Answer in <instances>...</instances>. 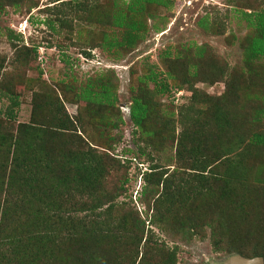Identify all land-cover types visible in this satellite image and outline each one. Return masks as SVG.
Here are the masks:
<instances>
[{"label":"trees","instance_id":"obj_1","mask_svg":"<svg viewBox=\"0 0 264 264\" xmlns=\"http://www.w3.org/2000/svg\"><path fill=\"white\" fill-rule=\"evenodd\" d=\"M56 1L67 10L60 11L55 20L59 27H66L69 19V33L75 35L79 53L89 58L91 51L97 49L113 61L133 51L145 38L149 29L147 20L156 17L159 7L168 9L172 3L171 0H52ZM235 1L236 10L247 22V32L237 39L242 50L241 65L228 68L206 43L179 44L172 53L165 50L159 56L162 70L144 63L142 73L133 77L137 85L129 87L128 112L138 138L144 142L147 137L155 138L158 145L154 148L162 149L165 140L175 141L173 118L164 116V109L155 98L171 89L189 91L188 104L178 111L182 119L177 121L182 128L176 137L174 158L183 171L192 174V179L180 176L175 180L176 170L169 173L159 163L152 164L142 174L145 183L142 192L153 195L159 229H172L175 233L189 231L193 236L205 222L211 228L215 249L245 257L260 256L264 260V225L258 230L254 222L243 223L250 208L242 207L243 195L238 193L236 185L245 179L248 171L243 163L260 150L263 160L258 177L264 180V131L260 129L264 126V9L259 0ZM21 3L22 0H0V14L6 6L16 7ZM73 22L80 24L75 32ZM199 22L209 33L222 32L217 24L206 23L205 19ZM50 28L53 35L60 34V28L53 24ZM7 35L16 36L12 31ZM9 44L14 51L11 60L5 63V55H0V89L10 101L3 112L4 118L11 120L12 108L18 104L11 87L19 81L25 64L34 59L36 46H18L12 41ZM57 47H62L60 41ZM134 63L132 67L136 68L137 62ZM6 66H11L8 72L4 71ZM135 68L130 70L131 75L137 72ZM111 75L113 71L106 69L82 85L72 84L76 91L60 81V97L59 93H33L30 121L19 123L16 128L21 134L16 133L13 138L12 134H0V147L10 140L7 146L12 148L6 180L0 177V194H3L0 264H40L46 255L48 258L53 253L54 243L58 247L61 243V256L68 258L66 264L86 262V257L94 259L101 252L105 255L126 245L129 248L124 255L129 262L123 258L116 264H175L176 246L167 248L162 241H153L152 232L145 229L144 220L136 211L117 210L115 199L123 185L108 188L107 175L113 169H120V164H107L102 158L105 153L98 152L76 133L83 131L99 148H110V141H117L119 135L108 133L122 122L119 110H115L116 93L110 83ZM198 81L208 86L221 82L223 89L217 95L210 94L193 86ZM67 87L68 92H75L78 104L84 102L79 109L87 120L91 121L96 114L103 119L102 129L96 135L101 137L100 144H95L94 132L87 134L83 130L86 120L79 115L80 110L75 116L63 112ZM193 115L196 117L192 118ZM187 120H193L202 134L195 142L194 136L187 133ZM91 124L96 127L92 121ZM247 125L253 128L248 130ZM242 128L248 130L246 135ZM103 130L108 131L103 133ZM64 133L69 140L61 139ZM74 136L78 140H73ZM73 141L84 144L86 150L75 149ZM139 152L144 154L142 150ZM258 188L263 195L262 187ZM191 199H196L198 204L186 215L178 207L185 203L190 206ZM207 201L212 204L207 205ZM120 237L126 240L118 242Z\"/></svg>","mask_w":264,"mask_h":264},{"label":"rangeland","instance_id":"obj_2","mask_svg":"<svg viewBox=\"0 0 264 264\" xmlns=\"http://www.w3.org/2000/svg\"><path fill=\"white\" fill-rule=\"evenodd\" d=\"M259 1H261V8L264 9V0ZM171 2V6L168 9L159 7L156 17L147 20L149 29L145 33L144 40L133 51L122 59H117V61L106 57L104 53L97 49L91 51L92 56L89 58H85L79 53V45L75 44L77 39L74 34L69 33V25H71L69 19L66 27H59L55 20L60 15V11L67 10L64 4L61 5L57 1L52 2V0H22V3L16 7L6 6L0 14V55H5V63L11 60L14 51L10 47L9 41L16 43L18 46H36V54L34 59H30L23 67L19 81L11 87V94L16 96L14 100L18 102L17 106L12 108L14 118L11 120L4 118L3 112L10 105V101L8 96L6 94L3 95L4 92L0 89V134L7 136L12 134L11 138L15 137L16 133L21 134L16 132V128L19 123H29L30 121L33 93L43 92L51 95L59 93L60 97L61 92L58 86L60 81H64L68 87L72 88V84L74 86L82 85L89 77L96 76V74L104 72L106 69L112 70L113 76L111 75L110 77V83L114 85L116 93L115 110H119L122 122L118 124L117 128H110L108 133L114 136L119 135L117 141L114 143L110 141V148H99L93 145L94 142H90L83 131L76 130V133L79 134L85 143L97 148L98 152L105 153L102 158L107 164L111 166H116L117 163L120 164V169H113L107 175L108 188L112 185H115L116 188L120 184L123 185L122 192L115 199V206L118 211L126 210L127 208L136 211L137 216L144 220L145 229L152 232L153 241H162L167 245V248L176 246L175 264H213L227 255L234 254V252L214 248L211 242V228L205 222L198 226L197 233L193 234V236H191L189 231L183 232L179 230L175 233L171 231L172 229L169 231L159 229L153 207V195L150 192H142L145 184L142 174L148 171V167L152 164L159 163L162 167L168 168L169 173L176 170L175 174L177 176L174 177L175 180L180 176L184 179H192V174L188 175L187 172L183 171L181 165L174 158L176 137L180 134L182 128V125L177 121L178 118L182 119L178 116V111L180 107L188 104L189 91L186 89H171L169 93L158 95L155 98L160 108L164 109L162 110L163 114H165L164 116L173 118L172 126L174 128L172 135H175V141L165 140L162 144V149H158L154 148L155 145H158L156 143L158 140L155 141V138L151 140L147 137L146 142L138 138L136 127L129 119L128 109L131 93L129 87L131 84L133 87L137 85L133 77L142 73L141 68L143 65L153 64L162 70L159 56L165 50L172 53L175 46L184 43H194L195 45L206 43L214 49L222 61L228 65V68L241 65L242 50L238 45L237 39L247 32V22L239 13V10H236L238 6H235V0H171ZM31 4L32 6L28 7ZM201 19H205L206 23L217 24V28L222 27L219 30L222 32L220 34L209 33L203 27V24L199 22ZM48 21L50 24L47 23ZM52 24L56 29L60 28L59 35L52 34V28H50ZM72 25L73 32L80 28V24L76 22H73ZM154 26L157 28L155 29ZM8 31H12L16 36L8 38ZM230 35H233V37L230 38ZM58 41H60L62 46L60 48L57 47ZM134 61L137 62L136 68L132 67L135 64ZM133 68L137 72L131 75L130 70ZM10 69L11 66H6L4 71L8 72ZM148 86H151V83H148ZM193 86L216 95L223 89V83L221 82L208 86L198 81ZM54 87L57 89H54ZM73 90L76 91L75 88ZM68 91L69 88L65 91L68 97L66 100H62V110L68 116H75L77 110H80L79 108L83 106L84 102L78 104L75 92L70 93ZM169 111H172L173 114L169 113ZM79 115L86 120L83 130L87 134L94 132L95 144H100L101 137H96V135L102 129L103 119L96 114L97 117L91 119L92 123L96 124V127H94L91 121L82 115V111ZM194 117L196 115L192 116V118ZM187 121V133L194 136L193 140L195 142L196 138L202 134L196 130L197 126L194 125L193 120ZM190 123L191 125H189ZM247 127L248 130L253 128L251 125H247ZM260 129L264 131V126H261ZM241 130L244 131L243 128ZM107 131L103 130L102 132L105 133ZM247 132L244 131L245 135ZM66 135L67 133L61 135V139L69 140ZM158 138L160 139V137ZM76 139L74 136L73 140ZM8 142L3 147H0V177L3 178L2 180H6V171L11 165L10 152L12 148L7 146ZM73 143L72 146L75 149L86 150L84 144L77 141H73ZM8 148L10 150L6 153ZM140 150L144 154H140ZM262 153L260 150L252 157L250 156L246 159V162L243 163V165L248 167L245 179L239 180L240 183L236 184L238 193L243 195L241 197L244 200L242 207L250 208V212L248 211L249 213L247 212L248 214L245 215L243 223L254 222L258 230L262 229L264 225V222H261L264 221L262 220L264 219V194L261 195L258 188L261 186L264 191V180H260L258 177L261 174L259 173V164H262ZM207 175L211 177L209 173ZM124 179L126 180L124 181ZM2 198L3 194H0V200ZM210 202L213 203V200L211 199ZM210 202L207 201L206 204H212ZM188 204L190 206L187 203L181 204L182 206L178 207V209L185 211V214L189 215L198 202L196 199H191ZM243 223L241 222V229H244ZM211 225L213 227L214 224ZM124 240L126 239L120 237L118 242ZM142 244L143 242L138 248L140 251ZM59 247L57 243H54L53 253L48 258H46V255L43 258L44 262H40V264H66L68 258L64 259L61 256V243ZM128 248L129 246L126 245L117 250L118 252L112 250L115 252H109L105 255L101 252L94 259L89 256L86 257L88 259L86 262L78 261L77 263L116 264L123 258L127 260L124 253ZM116 253L118 254L116 255ZM113 257H115L114 260H109ZM127 262L129 261L127 260ZM262 264H264V260Z\"/></svg>","mask_w":264,"mask_h":264},{"label":"water","instance_id":"obj_3","mask_svg":"<svg viewBox=\"0 0 264 264\" xmlns=\"http://www.w3.org/2000/svg\"><path fill=\"white\" fill-rule=\"evenodd\" d=\"M263 259L260 256L245 257L240 254L234 253L227 255L220 261L213 264H262Z\"/></svg>","mask_w":264,"mask_h":264}]
</instances>
